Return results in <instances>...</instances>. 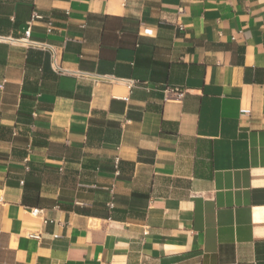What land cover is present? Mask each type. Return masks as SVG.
I'll return each instance as SVG.
<instances>
[{
	"label": "crops",
	"instance_id": "1",
	"mask_svg": "<svg viewBox=\"0 0 264 264\" xmlns=\"http://www.w3.org/2000/svg\"><path fill=\"white\" fill-rule=\"evenodd\" d=\"M0 37V264H264V0H0Z\"/></svg>",
	"mask_w": 264,
	"mask_h": 264
},
{
	"label": "built area",
	"instance_id": "2",
	"mask_svg": "<svg viewBox=\"0 0 264 264\" xmlns=\"http://www.w3.org/2000/svg\"><path fill=\"white\" fill-rule=\"evenodd\" d=\"M39 17L37 14H34L33 15V18H37ZM31 22V21H30ZM29 22V23H30ZM182 28V27H181ZM30 34H31V28H30V24L27 25V28L24 30V34L21 38H19V41L21 42H24V43H30L29 41V37H30ZM0 39H6V38H3V37H0ZM56 70L59 72V73H62V69L60 66H56ZM111 80V78H108ZM136 84H139V82L137 81H130L129 82V87L131 88L132 86H135ZM0 87H1V84H0ZM164 98L165 100H181V98L183 97V95L185 94L186 92V89L185 88H181V87H178V86H174V87H168L166 86L164 88ZM240 113L241 114H249L250 113V110L249 109H246V108H243L240 110ZM110 205H112L110 203ZM31 237H34V238H40V235L39 234H30Z\"/></svg>",
	"mask_w": 264,
	"mask_h": 264
}]
</instances>
